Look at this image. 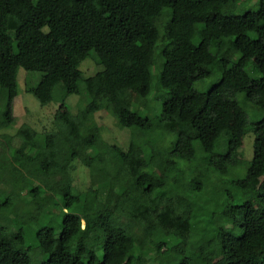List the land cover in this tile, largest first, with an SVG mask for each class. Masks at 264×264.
Masks as SVG:
<instances>
[{
    "label": "trees",
    "instance_id": "1",
    "mask_svg": "<svg viewBox=\"0 0 264 264\" xmlns=\"http://www.w3.org/2000/svg\"><path fill=\"white\" fill-rule=\"evenodd\" d=\"M238 1L0 0V109L11 108L19 94L20 68L41 73L27 88L40 98L88 96L76 111L55 117L51 129L23 123L1 134L0 264H31L22 250L25 228H9L18 202L28 206L24 213L35 205L46 211L60 204L57 197L64 203L60 230L45 223L36 234L47 255L41 264H164L171 261L172 238L199 242L195 256L176 264H264V211L253 201L264 204V182L253 184L264 175V116L249 124L235 98L244 93L264 112V0L258 11L233 13ZM90 56L103 68L85 76L80 65ZM252 58L259 80L246 69ZM155 67L165 98L152 119L139 107L153 92ZM213 70L217 82L196 89L194 83ZM91 104L111 112L131 130L130 143L142 148L133 176L121 175L128 153L104 139ZM226 129L231 137L221 147ZM249 131L255 134L253 158L246 176L234 182L241 194L215 206L228 225L206 242L198 219L205 206L192 196L214 188L212 175L223 176L238 162ZM171 133L175 138L163 144ZM77 161L90 172L84 191L74 190ZM92 213L100 221L96 228L86 220Z\"/></svg>",
    "mask_w": 264,
    "mask_h": 264
},
{
    "label": "rangeland",
    "instance_id": "2",
    "mask_svg": "<svg viewBox=\"0 0 264 264\" xmlns=\"http://www.w3.org/2000/svg\"><path fill=\"white\" fill-rule=\"evenodd\" d=\"M260 8L259 0H239L237 6L233 13H244L246 10L258 11ZM56 12V7H52L51 13ZM38 26L42 27L43 30L48 31L47 26L44 22L37 23ZM56 48L57 55L60 59H64L63 53ZM237 58V56L235 57ZM103 66L97 63L95 59L91 56L86 58L80 65V69L83 71L85 76H90L101 70ZM247 72L250 74L251 78L254 80H259L261 77V72L258 68V62L256 58H252L247 66ZM215 70V69H214ZM213 70L210 77L205 79L197 80L194 86L198 90H208L213 86L218 79L217 73ZM154 74V89L151 95L143 100L145 104L139 107L142 114L150 116L155 119L156 116L161 114L162 103L164 101L163 91L156 87L158 70L155 67L153 69ZM40 72H29L24 68L19 70V94L15 98L13 106L11 108L2 107L0 109V137L4 133H15L17 128L23 124L28 123L31 126L37 128L40 131L53 128L55 117H63L71 112L78 109V103L82 105L87 102V95L83 94H72L65 102L58 101H48L47 99L38 97L34 92L27 91L29 86L35 85L40 79ZM235 98L239 101L241 106L248 114L249 124L254 123L256 120L260 119L261 115L264 116V112L261 113L256 105L249 100L244 93H237ZM147 103V104H146ZM138 104H141L140 102ZM142 105V104H141ZM95 110V119L101 127L102 135L104 139L112 144L118 145L125 149L128 153L127 159L123 164L120 173L122 176H133L136 174V170L132 166V162L140 157H143V150L137 145H132L131 140V130L129 128H122L117 122V118L111 114L108 110L102 108L100 109L97 105L91 104ZM236 118L234 115L230 118V123L234 124ZM172 134V133H171ZM166 135V139L163 144L167 145L171 139L175 138L174 134ZM231 137L230 130H225L221 133L219 141L221 147H227L229 139ZM3 139V136H2ZM254 143L255 134L253 131L247 132L239 144V150L236 157L239 159L237 163L232 164L230 169L225 175L220 176L219 174L212 175V179L216 181L214 188H207L202 192H197V195H193V199L200 205L205 206L202 213L199 214L198 219L200 220V228L205 229L207 234L202 232L201 236L204 237L206 242L209 238H212L221 225H228L227 222L216 213L215 206L221 204L228 199L236 200L237 195L241 194L238 190V186L234 184L238 179H243L248 171L251 164L253 153H254ZM196 146V158L200 161L203 156V151L198 141H195ZM116 150L113 148L110 154H115ZM88 161L91 162L92 158L88 156ZM201 162V161H200ZM185 169L190 172L191 168L189 164L186 163ZM186 171V172H187ZM187 172V173H188ZM74 176V190L84 191L91 184V177L89 168L84 165L82 161H77L75 163V168L73 169ZM264 182V175L255 179L253 184L260 188ZM233 196V198H232ZM60 204H55L49 210L45 211L42 205H35L30 208L27 212H23L28 206L23 202L19 201L17 205V212H20L18 216L17 212L13 213V217L9 218V228L10 230H16L19 227L25 228L26 233V244L22 246V250L28 251L31 256V264H41L47 258L38 247L37 242V230L42 224H47L54 226L57 230L61 227V215L64 209V203L60 197H57ZM255 206L264 211V204L253 200ZM88 203L93 204L94 196L88 197ZM24 205L26 207H24ZM220 208V206H219ZM87 222L90 228H96L99 226L100 221L97 213H92L87 216ZM86 221H83L82 226H85ZM170 240V239H169ZM171 250L172 256L171 261L164 262V264H176L178 260L183 256H195L199 247V242L193 241V239H183L177 240L172 238ZM211 248V246H207ZM220 258H215L214 261H218Z\"/></svg>",
    "mask_w": 264,
    "mask_h": 264
}]
</instances>
